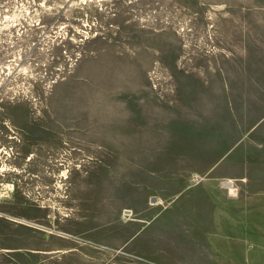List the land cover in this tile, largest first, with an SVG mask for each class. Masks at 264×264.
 Segmentation results:
<instances>
[{
    "label": "rangeland",
    "instance_id": "1",
    "mask_svg": "<svg viewBox=\"0 0 264 264\" xmlns=\"http://www.w3.org/2000/svg\"><path fill=\"white\" fill-rule=\"evenodd\" d=\"M256 2L0 0V264H264Z\"/></svg>",
    "mask_w": 264,
    "mask_h": 264
},
{
    "label": "crops",
    "instance_id": "2",
    "mask_svg": "<svg viewBox=\"0 0 264 264\" xmlns=\"http://www.w3.org/2000/svg\"><path fill=\"white\" fill-rule=\"evenodd\" d=\"M255 6L249 4H240L239 8L230 7L231 9L239 10V18L249 19L246 25L260 26L264 25V5L256 2ZM231 6V5H230ZM254 19V21H253ZM258 32V31H257Z\"/></svg>",
    "mask_w": 264,
    "mask_h": 264
}]
</instances>
